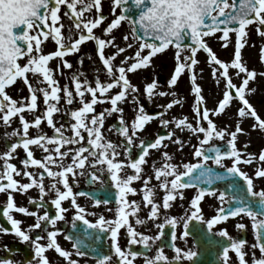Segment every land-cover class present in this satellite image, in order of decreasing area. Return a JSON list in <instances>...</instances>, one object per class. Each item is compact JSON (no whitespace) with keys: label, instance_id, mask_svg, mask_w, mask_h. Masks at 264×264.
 Returning <instances> with one entry per match:
<instances>
[{"label":"snow or ice","instance_id":"6c2138e0","mask_svg":"<svg viewBox=\"0 0 264 264\" xmlns=\"http://www.w3.org/2000/svg\"><path fill=\"white\" fill-rule=\"evenodd\" d=\"M62 6L66 8L64 16L71 21L67 36L59 14ZM110 14L114 18L105 26L107 16L102 0H0V122L11 127L13 118L19 121L18 127L5 131L6 150L0 152V194L6 198V205L0 211L11 226H0V233L14 234L32 249L31 259L13 262L0 258V264H50L48 250H54L66 264H80L73 255L87 257L90 243L100 239L101 234L109 236L111 251L97 254L94 264H135L138 257L143 264H180L198 255L197 251L176 246L175 229L181 221L183 240L192 230L190 221L203 222L211 230L229 218L244 216L251 220L254 230L255 243L250 247L258 248L261 253L260 258H255L253 251L252 264H264V187L257 188L255 183L264 180V149L254 154L247 152V143L243 149L238 147V137L246 134L241 126L245 119L254 121L253 130L264 131V117L250 101L256 89L249 87L250 81L258 75L264 77V72L250 70L242 57V49L248 45L249 26L255 25L256 34L264 37V0H110ZM125 21L131 31L122 36V46L113 33ZM98 28H102L101 35L94 31ZM33 29L38 31L30 35ZM218 32L221 47L225 49L232 44L230 33L235 34L233 54L228 60L220 58L207 42L206 38ZM49 39L55 49L44 53L41 45ZM90 41L94 42L99 60V65L92 69V79L82 70L85 56L80 55L81 46ZM169 46L175 49V66L167 80L168 90L158 91V80L153 78L145 84L144 95L149 101L155 96L173 98L150 113L140 102V89L132 83L129 74L153 66L154 58ZM133 47L135 51L126 54ZM108 48L114 51L106 54ZM201 50L206 53L210 77L219 89L213 107L208 106L204 94V69L199 68L201 61L197 58ZM73 54L78 56L75 65L66 59ZM21 57H27L23 66L17 62ZM54 59L58 61L55 69L50 66ZM87 59L91 61L92 57ZM260 60L264 62V46L260 48ZM28 73L38 85L45 86H33ZM184 74L188 76L189 93L194 97L191 119L189 115L168 118L176 106H183L184 97H178L171 89ZM65 75L70 83L61 86L57 77ZM101 75L105 77L103 80ZM18 78L29 93L19 100L6 91ZM237 78L239 84L234 82ZM38 96H42L43 104L40 114H37ZM128 102L134 106L130 120L125 119L122 106ZM105 104L109 107L97 111L98 105ZM233 105L235 127L230 130L227 125L219 126L218 118L227 115ZM26 113L31 114V120L26 118ZM113 114H118V124L110 125L107 132L115 129L118 141L105 134L106 119ZM56 117H65L66 122L59 123ZM154 120L159 121L162 131L153 138L142 137L146 126ZM44 124L52 130L51 135L43 131ZM30 129L36 131L32 133ZM185 131L196 139L195 144L182 138ZM169 143L178 151L190 145L195 163L173 162L174 157L168 151L160 152ZM18 149L23 151L19 166L12 162L19 157ZM34 149L41 151V158H36ZM153 152H160L162 162L157 166L153 160L149 174L146 169ZM254 164L251 175L241 168ZM85 176L89 185L98 183L100 190L110 189L114 195L100 198L96 191H74L79 178ZM45 178L50 181L47 185ZM24 179L27 182H22ZM153 180L157 183L152 184ZM136 182L140 183L139 189L133 186ZM221 183L226 185L224 189L217 187ZM33 188L38 189L39 198L29 197L28 203L35 210L18 206L16 195H26ZM193 188L196 191L190 199V214L179 218L164 216L163 223H155L161 218L162 210H170L177 199L184 200L186 189ZM228 188L232 189L231 194ZM158 191L163 192L162 202L156 199ZM49 193L54 198L46 200ZM138 193L141 200L129 199ZM82 196L90 197L96 207L103 205L112 217L89 213L78 203ZM206 196L214 197L220 205L210 219L204 218L201 209ZM65 202L75 210L72 228H80L78 235H65L66 240L73 241L72 250L64 249L57 241L63 231L56 227L57 223L65 221L69 211V207L63 206ZM141 203L149 209L143 218ZM110 204L115 207H108ZM50 205L54 206V215L47 210ZM41 208L45 209L42 214ZM13 211L34 218L35 222L23 228V222L14 218ZM88 215L98 218L93 222L87 219ZM149 221L159 230L155 235L138 231V226L147 228ZM77 222H82V227ZM166 226L172 229L169 241L163 239ZM236 226L246 229L242 222ZM193 227L199 228V224ZM121 229L127 241L125 247L119 243ZM92 230H98L95 236ZM214 235L227 241L226 246L221 245L222 264H228L230 250L234 251L238 264H248L244 238H233L226 229ZM166 244L174 250L171 259L164 252ZM134 246L139 248L134 250ZM153 246L156 252L150 255L148 250Z\"/></svg>","mask_w":264,"mask_h":264},{"label":"flooded vegetation","instance_id":"af4514ba","mask_svg":"<svg viewBox=\"0 0 264 264\" xmlns=\"http://www.w3.org/2000/svg\"><path fill=\"white\" fill-rule=\"evenodd\" d=\"M229 2H231V0H229ZM64 7V6H62ZM66 9V8H65ZM32 30H30V35H32ZM50 46H48L47 44H45L44 42L42 43L41 47L44 53H47L49 51H52L55 49V44L54 42H50ZM212 47V46H211ZM95 45L94 42H86L85 44H83L81 46V53L80 55H84L85 56V61H84V65H83V71H85L87 73V76L89 79H92L94 73L92 71V69L96 66L99 65V60L95 55V51H94ZM213 48V47H212ZM215 48V47H214ZM213 48L214 51L217 52L218 56L219 54L221 55V53H225L227 50H234V43L232 42V44L229 45L228 48H222L221 44L218 45V50H215ZM203 51V50H202ZM106 52H108V54L111 53L110 48L106 49ZM233 52V51H232ZM205 53V52H204ZM206 54V53H205ZM91 56L92 60H88L87 57ZM227 57V55H226ZM220 58H223V56H221ZM66 59H69L70 61H72L75 65V61L78 59V56L76 54L70 55L68 57H66ZM19 64H21V66H23V64H25L27 62V57H21L18 59L17 61ZM58 61L57 60H53L50 61V66L52 68L55 69L56 65H57ZM261 65H264V62H261ZM145 70H141V72L132 74L130 73V79L133 83V81H136L138 84L141 80V77H143L145 75ZM172 73H168L167 75L165 74H155L154 78H156L158 80V91H160V87H163V90H168V85H167V80L170 78ZM29 77L30 82L33 83V86H38V87H44L45 85H38L36 82L35 77H33V75L31 73L27 74ZM185 74L182 75V77L179 79V83L182 85V82L185 81L184 78ZM60 80V84L61 86H63L65 83H70L67 79V75L65 76H58L57 77ZM105 77L104 75H101V79L103 80ZM185 84H187L185 82ZM141 85H139L140 87ZM177 86V85H176ZM176 86L171 89L172 91L175 90ZM6 91L9 92L10 95L13 96V98L19 100L21 97H27L29 95L28 93V88L23 84V81L20 80L18 78L17 82L15 85L11 86L10 88L6 89ZM169 96L167 97H159V96H155L153 97V99L151 101L147 100L144 96H141V103H143L145 105V108L148 112H154L157 110V106L160 104H164L166 103L168 100ZM130 103V102H128ZM128 103L123 104L124 107L126 108V112H133V109L127 110V105ZM38 111L37 114H40V110H42L43 108V104H42V96H38ZM61 104H63V100L61 101ZM122 105V106H123ZM104 107H109V105L105 104V105H98L97 106V111L102 110ZM118 114H113L111 117H108L106 119L105 122V134L113 140H119V137L116 135L115 133V129H113L112 132H107V129L110 125H116L118 124V119H117ZM26 118L31 120L32 116L31 114L26 113ZM56 119H58L59 123H65L66 122V118L65 117H56ZM19 126V121L18 118H13V123L11 125V127L5 126L3 125L2 122H0V152L6 150L4 145H5V139H4V133L5 131L11 132L13 128H16ZM59 126V124H58ZM43 131L49 135L52 134V130L50 128L47 127L46 124L42 125ZM36 130L35 129H30V132L34 133ZM161 128L159 126V121L158 120H154L152 121L149 125L146 126V130L141 134L142 137L144 138H153L158 132H161ZM70 134V133H69ZM186 140H190L192 144H195L197 141L195 138H188V137H182ZM216 143L222 144L223 142L221 141H216ZM243 145L241 144L238 140V147H240L241 149H243ZM262 149H264V142L262 143H258L256 144V146L254 145H249L247 147V152L250 153H254V154H258ZM168 151L171 155H173L174 157V161L173 162H193L195 163V158L192 157L191 152H192V148L191 146H186L184 148L183 151H178L177 147L175 145H172L171 143H169V147L167 149H161L160 152L162 151ZM19 153V157L17 159H14L12 162L13 163H17L19 161V158H23V151L22 149H18L17 150ZM35 156L36 158H41V151L40 150H35ZM160 152H153L150 156L149 159V166L146 169V171L149 172V174H151V163L153 160L157 161V166H159V163L162 162L160 159ZM135 151L133 152V156H135ZM226 164H230V161H225ZM258 163V162H257ZM19 166V164H18ZM242 170L248 172L250 175L253 173L254 167L256 166L255 164L253 166H247V165H241ZM30 171L33 169H29ZM35 171L39 172V169H35ZM87 177H80L79 178V185L77 188H74V191H83V192H89V191H96V195L100 198H104V197H112L114 195V193L110 190V189H103L100 190V186L97 183L96 185H89L87 182ZM22 182H27L26 179L22 180ZM50 181L48 180V178H45V184L47 185ZM157 182L155 180L152 181V184H156ZM257 188L259 187H264V180H256L255 181ZM135 187H137L139 189L140 187V183L136 182L134 183ZM151 186V185H150ZM217 187L224 189L226 187V185L224 184H218ZM195 189H186L185 190V198L184 200H179L177 199V201L174 203V206L168 210L167 212H164L162 210V216L159 220H157L155 223H163V219L164 216H176L177 218L184 216L185 213L190 214V199L191 197L195 194ZM232 189L228 188L227 192L229 194H231ZM162 196H163V192L158 191L157 192V196L156 199L158 201L162 202ZM29 197H36L39 198V191L38 189H31L29 190V192L26 195H16V203L18 206H26L29 207L30 211L31 210H35L33 205H30L28 203V198ZM54 198V194L53 193H49L48 196L45 197L46 200H50ZM129 199H135V200H141V194H137L135 196H130ZM78 203L81 204V206L85 207L87 209V211L89 213L91 212H97V214H104L106 218H111L112 217V213L108 212L105 210V207L102 205L100 207H96L94 205V203L92 202L91 198L88 196H82L78 198ZM6 205V198L3 194H0V209H2L3 206ZM64 207H69V211L68 213H66V220L65 221H58L57 226L58 228L63 229V231L57 236V241L58 243L61 245V247H63L66 250H72V243L73 241H69L65 239V235L69 234V233H75V234H80V228L78 227L77 229H73L72 228V217L74 214V209L70 208L69 206V202H65ZM219 202L214 198V197H209L206 196L205 199L201 202V209H202V213L205 219H210L213 215L216 214V208H218ZM108 207H112L114 208V204H110ZM45 209L41 208L40 209V213L42 214L43 211ZM47 210L50 212V214L54 215L55 214V209L54 206H49L47 208ZM149 211V209L144 208L143 204L141 203V212H140V216L141 218H143L144 216H146L147 212ZM14 218L20 219L23 223H22V227L23 228H27L28 224L34 223L35 220L32 217H26L24 214H20V213H16V212H12ZM98 218V216H91L88 215L87 219L91 220V221H95ZM244 223L246 225V229L245 230H240L237 228V224L238 223ZM77 224L79 226L82 227V222H77ZM190 229L191 232L189 234V236L185 237L183 240L180 239V235L183 232V222L181 221L180 224H178L176 226V234H177V239L175 241L176 246L181 247L183 250L187 251L189 249H192L194 251H197L198 255L196 257L193 258L192 261H188V260H182L180 262V264H222V249H221V245H225L227 244L226 238L223 237H219L214 235V233L218 232L220 229H226L229 232V235L233 238H244L246 240V247H245V251H246V260L248 261V264H252V260H253V251L255 252V258H260L261 257V253L259 252V249H252L250 246L255 243L254 240V230L252 228L251 225V220L244 216V217H237V218H229L227 221L224 222H220L216 225L213 226V228L211 230L207 229V225L204 224L203 222H197L195 220L190 221ZM199 224V228H194V225ZM0 226L3 227H11L10 224L7 222L6 218L3 217L2 215V211H0ZM51 230V229H50ZM98 230H92L93 236L96 235ZM138 231H142L145 232V234L148 235H155L159 230L154 226V223L149 221L147 228L143 227V226H138ZM171 227L170 226H166L165 230H164V236L163 239L165 241H169L171 238ZM89 239H92L91 237ZM42 242H46V241H42ZM119 243L121 244L122 247L126 246V238L124 236V229H121V234H120V239H119ZM159 244V242H157ZM7 247V249H10L11 252L7 251L5 249V247ZM139 246H134V250L138 249ZM111 249H110V238L107 235H100V239H95L94 242L90 243L89 245V255L87 257L84 258H78L75 255H73L74 259H79L80 260V264H84V260H88V264H94L95 261V257L97 254H108L110 253ZM149 251L150 255H154L156 252V246H153ZM164 252L165 254L171 259L175 253L174 250L169 247L167 244L164 246ZM46 255L49 257L50 259V264H66V261L63 260V258L59 257L57 253H55L54 250H48L46 252ZM32 256V249L31 246L27 243H22L19 241V239L17 237H15L14 234H4V233H0V258H8L13 262H22L25 261L26 259H31ZM135 264H143L142 262V258L138 257ZM228 264H238L237 261V257L234 253V251L230 250L229 252V261Z\"/></svg>","mask_w":264,"mask_h":264},{"label":"rangeland","instance_id":"374dc122","mask_svg":"<svg viewBox=\"0 0 264 264\" xmlns=\"http://www.w3.org/2000/svg\"><path fill=\"white\" fill-rule=\"evenodd\" d=\"M102 3H103V12L107 16V20L105 21V26H106V24L110 22L111 19H113L114 17L110 14V0H102ZM65 11H66L65 7H61L59 14L61 15V22H63L66 26L64 29V33L67 36L70 34L67 31V27L71 24V21L64 16ZM119 11L120 10L117 9V14H119ZM85 16L87 17L89 16V14L85 13ZM90 18H94V16H91ZM255 29H256L255 25L249 26L248 45L245 46L244 49H242V57L244 63L250 70L255 69L257 73H260V72H264V65H261L262 61L260 60V48L264 46V37H260L259 35H257ZM36 31L38 30L33 29L31 32L32 35H34ZM94 31L96 32L97 35H101L102 28H98ZM130 31H131L130 25L125 21L122 22V26L118 30H114L113 34L117 37V42L123 46V41L121 38L125 33H130ZM73 35H78V34H73ZM219 35L220 33L218 32L212 37L206 38L209 45L212 46L213 48L215 47L214 48L215 50H218V45L221 44V41L218 39ZM230 40L233 43H235L234 33H230ZM50 42L51 40L49 39L44 43L50 46L51 45ZM110 50L111 52L114 51V49L112 48H110ZM134 51H135V47H133V49H130L126 54L131 55ZM232 51L233 50L231 49L227 50L224 54L223 53H221V55L219 54V57L223 56L222 59L228 60L231 58L233 54ZM174 52L175 49L172 46H169L167 50H165L163 53L158 54L154 58L153 66L145 70V75L141 77L139 84L136 81H133V84H136L138 87L139 85H141L139 87L141 96H144L145 84L147 82H151L155 74L159 73V75L161 74L167 75L168 73L173 72L175 66ZM106 54H108V52H106ZM197 58L198 60L201 61L199 68L204 69L203 80H202V84L204 87V94L206 96L208 106L213 107L215 100L218 96L219 89L215 85L214 80L210 77V67L205 63L206 54L201 50L198 52ZM119 59H122V57L118 58L116 63H119ZM184 78L185 81L182 82V85L178 82L175 90H173L177 93L178 97H184L183 106H176L172 111H170L168 118H170L172 115H189L191 119L192 116L191 105L194 102V97L189 93V81L187 74H185ZM185 82L187 84H185ZM234 82L239 84L240 81L237 78L234 79ZM249 87L256 89L255 93L250 95V101L251 103H253L254 107L257 108L258 112H260L262 117H264V77L258 75L254 81H250ZM163 89H164L163 87H160V90ZM172 98L173 97L169 96L168 100L169 99L171 100ZM133 107H134L133 104L130 102L127 105V110L133 109ZM133 115L134 113L131 114V112H126V108H125V119L130 120L133 117ZM236 122H237V117L235 116V105H233V107L230 110H228L227 115H222L217 120L219 126L227 125L229 126L230 130L235 127ZM253 123L254 121L251 119H245L244 121L241 122V126L246 131L245 135H241L238 137V140L241 144L247 143L249 145L256 146V144L258 143L260 144L264 142V131H261L259 129L253 130L251 128V125ZM181 135L182 137L194 138L187 131H185Z\"/></svg>","mask_w":264,"mask_h":264},{"label":"bare ground","instance_id":"6f19581e","mask_svg":"<svg viewBox=\"0 0 264 264\" xmlns=\"http://www.w3.org/2000/svg\"><path fill=\"white\" fill-rule=\"evenodd\" d=\"M138 72H141V70H139ZM138 72H136L138 74ZM136 75V74H135Z\"/></svg>","mask_w":264,"mask_h":264},{"label":"water","instance_id":"95a60500","mask_svg":"<svg viewBox=\"0 0 264 264\" xmlns=\"http://www.w3.org/2000/svg\"><path fill=\"white\" fill-rule=\"evenodd\" d=\"M132 11L135 12V9L133 8Z\"/></svg>","mask_w":264,"mask_h":264}]
</instances>
